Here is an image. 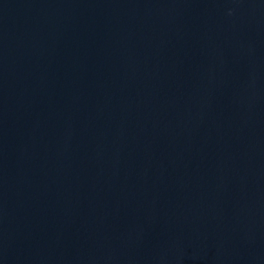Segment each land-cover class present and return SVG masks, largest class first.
<instances>
[{"label":"water","instance_id":"water-1","mask_svg":"<svg viewBox=\"0 0 264 264\" xmlns=\"http://www.w3.org/2000/svg\"><path fill=\"white\" fill-rule=\"evenodd\" d=\"M0 264H264V0H0Z\"/></svg>","mask_w":264,"mask_h":264}]
</instances>
